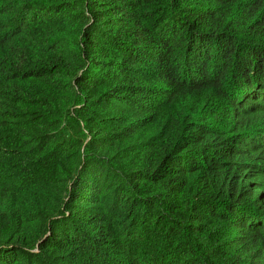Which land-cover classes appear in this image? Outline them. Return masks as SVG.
<instances>
[{"label": "trees", "instance_id": "trees-1", "mask_svg": "<svg viewBox=\"0 0 264 264\" xmlns=\"http://www.w3.org/2000/svg\"><path fill=\"white\" fill-rule=\"evenodd\" d=\"M0 264H264V0H0Z\"/></svg>", "mask_w": 264, "mask_h": 264}]
</instances>
